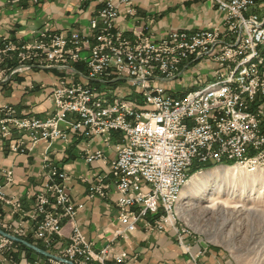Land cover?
Wrapping results in <instances>:
<instances>
[{
    "label": "built area",
    "instance_id": "1",
    "mask_svg": "<svg viewBox=\"0 0 264 264\" xmlns=\"http://www.w3.org/2000/svg\"><path fill=\"white\" fill-rule=\"evenodd\" d=\"M97 1L98 15L87 33L43 27L30 42L0 37V77L37 66L68 69L86 78L60 79L50 93L54 110L45 118L19 115L13 105L2 104L0 139L9 141L11 153L27 154L41 141H68L70 132L89 140L102 137L106 146L114 133L121 135L109 170L83 178L90 197L108 196L111 185L117 192L119 226L112 241L100 248L76 220L83 205L72 200L69 173L51 162L48 151L43 154L46 178L40 188L29 191L34 198L30 212L20 197L6 195L4 188L14 181L15 172L0 167L5 179L0 202L20 215L19 225L2 227L23 239L28 234L25 218L31 217L32 235L43 244L47 264H130L131 256L115 250L114 239L135 231L141 221L148 230H175L189 250L184 235L193 231L181 219L178 205L195 161L233 164L249 172L264 169V4L205 0L223 13L222 25L195 32L171 30L158 37L141 29L128 38L116 25L122 12L136 14L133 0ZM84 52L85 73L72 68ZM199 61L214 63L208 79L194 78L191 88L175 96L166 83L198 70ZM122 80L131 85L129 94H123ZM85 151L88 163L104 158L100 149ZM66 222L71 234L63 244ZM22 246L0 232V264H19L15 252Z\"/></svg>",
    "mask_w": 264,
    "mask_h": 264
},
{
    "label": "crops",
    "instance_id": "2",
    "mask_svg": "<svg viewBox=\"0 0 264 264\" xmlns=\"http://www.w3.org/2000/svg\"><path fill=\"white\" fill-rule=\"evenodd\" d=\"M133 4L137 9L136 14L122 12L116 25L128 38L134 37V30L143 29L148 35L158 37L167 35L171 30L195 32L223 24V13L205 0H133ZM99 8L97 0H41L39 4L31 0H0V37L8 35L16 41L30 42L34 39V31L43 27L55 32L77 30L87 33L90 21L97 17ZM86 54L84 52L83 59L72 64V68L85 73ZM197 66L199 68L196 73L188 70L182 75V80L171 79L166 83L175 96H181L191 88L194 78L208 79L214 63L199 61ZM72 73L68 69L37 66L14 74L7 72L0 77V106L9 103L18 110L19 115L32 114L45 118L54 110L50 93L60 79L75 78L85 82L83 75L76 73L73 76ZM122 81L119 83L121 86ZM13 134L18 136L14 129ZM120 139V133L116 132L110 145L106 146L102 137L89 140L81 133L70 132L68 141H41L27 154L11 153L9 141L0 139V167L13 168L15 172L14 181L7 184L4 191L7 196L20 197L24 208L30 212L34 198L29 191L40 188L46 178L43 154L48 151L51 162L70 175L67 184L73 202L83 205L78 209L76 217L83 233L96 248L103 247L112 241L115 229L119 226L116 188L111 185L106 197H90L89 182L83 178L109 170ZM86 148L102 150L104 158L88 163L85 158ZM4 181V177L0 176V182ZM25 219L28 234L23 239L37 248L23 243L15 252L16 261L19 264H33L34 260L40 259L43 264H47L46 254L42 252L45 251L43 244L32 235L34 221L29 216ZM19 221L20 215L11 214V207L0 202V229L6 230L2 223L19 225ZM63 232L61 241L67 244L71 234L69 222L65 223ZM184 243L190 246L189 250L181 245L175 230H148L144 221L127 236L114 239L115 250H125L131 256L130 264H235L222 248L207 244L197 234L184 235ZM201 250L204 253L197 257Z\"/></svg>",
    "mask_w": 264,
    "mask_h": 264
},
{
    "label": "rangeland",
    "instance_id": "3",
    "mask_svg": "<svg viewBox=\"0 0 264 264\" xmlns=\"http://www.w3.org/2000/svg\"><path fill=\"white\" fill-rule=\"evenodd\" d=\"M122 85L123 94H129L131 85L125 80ZM202 165L195 161L190 172ZM231 172L238 174L235 184ZM178 212L194 234L222 248L235 264H264V169L200 167L182 191Z\"/></svg>",
    "mask_w": 264,
    "mask_h": 264
},
{
    "label": "water",
    "instance_id": "4",
    "mask_svg": "<svg viewBox=\"0 0 264 264\" xmlns=\"http://www.w3.org/2000/svg\"><path fill=\"white\" fill-rule=\"evenodd\" d=\"M0 232L3 233V234H5V235H7V236H9V237H11L12 239H14V240H16V241H19V242H22V243L27 244V245H29V246H32L33 248H37L36 246H33V245H31L30 243H28L27 241H25L24 239H21V238H19V237H17V236L11 235V234H9V233L3 231L2 229H0ZM42 252H43V253H46L45 251H42Z\"/></svg>",
    "mask_w": 264,
    "mask_h": 264
},
{
    "label": "trees",
    "instance_id": "5",
    "mask_svg": "<svg viewBox=\"0 0 264 264\" xmlns=\"http://www.w3.org/2000/svg\"><path fill=\"white\" fill-rule=\"evenodd\" d=\"M212 165H214V163H212V162L205 163L204 165L195 168V169L191 172V174H193L194 172H196L200 167H211Z\"/></svg>",
    "mask_w": 264,
    "mask_h": 264
},
{
    "label": "bare ground",
    "instance_id": "6",
    "mask_svg": "<svg viewBox=\"0 0 264 264\" xmlns=\"http://www.w3.org/2000/svg\"><path fill=\"white\" fill-rule=\"evenodd\" d=\"M232 174V180H233V184H235V181L237 180L236 178L238 177V174L235 172H231ZM191 175V174H190ZM198 178V176H196L195 178H193V181L196 180ZM201 196V195H200Z\"/></svg>",
    "mask_w": 264,
    "mask_h": 264
}]
</instances>
